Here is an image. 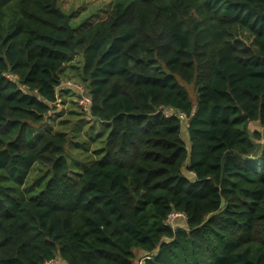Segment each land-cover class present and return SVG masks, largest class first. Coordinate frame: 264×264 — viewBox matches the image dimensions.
<instances>
[{
	"label": "trees",
	"instance_id": "1",
	"mask_svg": "<svg viewBox=\"0 0 264 264\" xmlns=\"http://www.w3.org/2000/svg\"><path fill=\"white\" fill-rule=\"evenodd\" d=\"M71 18L58 0H0V264H264V0ZM56 92L71 109L46 127ZM77 122L98 154L70 177ZM37 165L50 175L29 198Z\"/></svg>",
	"mask_w": 264,
	"mask_h": 264
},
{
	"label": "rangeland",
	"instance_id": "2",
	"mask_svg": "<svg viewBox=\"0 0 264 264\" xmlns=\"http://www.w3.org/2000/svg\"><path fill=\"white\" fill-rule=\"evenodd\" d=\"M110 0H59L61 8L67 12L68 14H71L73 16V20H71L72 25H76L75 21L78 19H81L83 17H87L88 15H91L92 19L94 21H97L105 16V13L110 8ZM76 13V15H75ZM75 15V16H74ZM69 80V79H67ZM189 92L191 94V97L193 98V90L192 88H189ZM74 100V98H72ZM65 107V108H64ZM70 106H58L55 111H52L49 114V118L45 120V124L52 125L53 119L58 113H64L67 114L69 112ZM72 111H74L72 109ZM80 113V111H75ZM57 113V114H56ZM85 117V116H84ZM86 120H89L87 117H85ZM87 126V125H86ZM87 127L85 128L86 132ZM94 133H97L99 129H94ZM75 137H71L72 142H75L72 149L69 152H72L69 154L68 164H69V176L73 177L76 175V172L78 170V167H83L87 164V161L91 156H94L98 153H95L96 151V144L89 143L88 136H86V133L82 130V127L78 126V122L75 123L72 126V134ZM94 133H92L94 135ZM184 141L187 142V140L184 137ZM91 146V148H89ZM87 153H91V155H87ZM47 168L44 166H35L26 182V185L24 187V191L26 192V195L31 198L35 194H37L43 187L44 182L49 177V173L46 175ZM35 184V186H34ZM168 225H171L172 227L176 226H183L184 220L178 218L173 221L167 222ZM136 258L134 261V264H137L140 259L143 257V254L136 251ZM60 264H63L59 261H57Z\"/></svg>",
	"mask_w": 264,
	"mask_h": 264
},
{
	"label": "built area",
	"instance_id": "3",
	"mask_svg": "<svg viewBox=\"0 0 264 264\" xmlns=\"http://www.w3.org/2000/svg\"><path fill=\"white\" fill-rule=\"evenodd\" d=\"M8 80H12V76L11 75H4ZM70 89L73 92H75L76 94V104L78 107H80L82 109L83 112L88 113L92 104V100L91 97L85 92L84 88L75 83L72 80H67V81H63L60 83V86L58 87V89ZM56 105H59L61 103V98L58 95V92H56ZM159 112L161 113V115L164 118H173L176 119L177 121L180 122L181 125H184L187 123L188 117L187 115L182 112V111H177V110H173L170 108H160ZM183 219L185 220V216L183 214L177 213V212H173L171 213L168 217H167V221L166 222H170L175 220V219ZM45 264H56L55 261H47L45 262ZM138 264H142V262L140 261Z\"/></svg>",
	"mask_w": 264,
	"mask_h": 264
},
{
	"label": "crops",
	"instance_id": "4",
	"mask_svg": "<svg viewBox=\"0 0 264 264\" xmlns=\"http://www.w3.org/2000/svg\"><path fill=\"white\" fill-rule=\"evenodd\" d=\"M58 1H59V0H58ZM64 1H65V0H64ZM110 1H111V0H110ZM110 3H111V2H110ZM109 9H110V8H109ZM108 11H109V10H108ZM108 11L105 13V16H106V14L108 13ZM75 15H76V13H75ZM75 15H74V16H75ZM89 16H91V15H88L87 17H89ZM105 16H104V17H105ZM87 17H83V18H81V19L76 20V21H75V22H76L75 24H77L78 22L84 20V19L87 18ZM104 17H103V18H104ZM103 18H101V19H103ZM101 19H99V20H101ZM71 20H73V16H72ZM97 21H98V20H97ZM62 90H69V89H65V88H64V89H62ZM75 98H76V94H75L74 100H75ZM58 106H60V104L57 105V107H58ZM61 106H62V105H61ZM64 108H65V107H64ZM56 114H57V113H56ZM58 114H60V113H58Z\"/></svg>",
	"mask_w": 264,
	"mask_h": 264
}]
</instances>
